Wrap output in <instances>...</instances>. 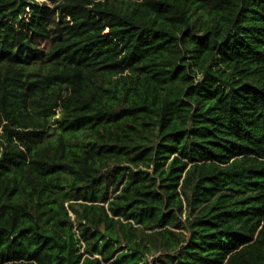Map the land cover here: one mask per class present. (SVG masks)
Here are the masks:
<instances>
[{
	"label": "trees",
	"instance_id": "1",
	"mask_svg": "<svg viewBox=\"0 0 264 264\" xmlns=\"http://www.w3.org/2000/svg\"><path fill=\"white\" fill-rule=\"evenodd\" d=\"M0 264H264V0H0Z\"/></svg>",
	"mask_w": 264,
	"mask_h": 264
},
{
	"label": "rangeland",
	"instance_id": "2",
	"mask_svg": "<svg viewBox=\"0 0 264 264\" xmlns=\"http://www.w3.org/2000/svg\"><path fill=\"white\" fill-rule=\"evenodd\" d=\"M43 44H44V45H46V44H47V42H44ZM51 130H52V129H51ZM55 133H56V132L54 131V132H53V135H52V136H51V135H49L48 137H52V139H53V138L55 137V135H56Z\"/></svg>",
	"mask_w": 264,
	"mask_h": 264
}]
</instances>
